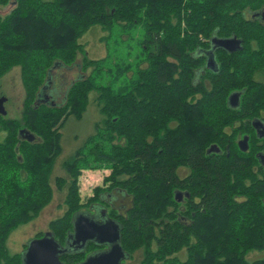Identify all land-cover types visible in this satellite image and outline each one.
I'll return each instance as SVG.
<instances>
[{
    "label": "trees",
    "instance_id": "16d2710c",
    "mask_svg": "<svg viewBox=\"0 0 264 264\" xmlns=\"http://www.w3.org/2000/svg\"><path fill=\"white\" fill-rule=\"evenodd\" d=\"M262 10L264 0H0V79L19 67L25 91L21 120L0 114V264H23L8 240L52 201L61 129L83 119L92 92L103 121L55 179L67 190L65 213L49 224L55 239L66 246L77 213L120 193L131 207L110 215L138 264H264V136L254 123L264 122ZM94 26H142L140 56L90 59L80 40ZM215 38L241 47L228 52ZM80 57L88 76L62 103L56 94L36 106L51 70ZM84 170L110 171L85 202ZM93 249L61 261L80 264Z\"/></svg>",
    "mask_w": 264,
    "mask_h": 264
},
{
    "label": "rangeland",
    "instance_id": "374dc122",
    "mask_svg": "<svg viewBox=\"0 0 264 264\" xmlns=\"http://www.w3.org/2000/svg\"><path fill=\"white\" fill-rule=\"evenodd\" d=\"M5 12V11H4ZM0 12V13H4ZM144 37V30L142 26L134 27L129 31H122L120 27H116L112 33L105 32L101 27L94 26L82 37L81 43L85 45L87 54H92L96 60H101L110 57L111 63H118L121 61L127 62L129 58L135 61L142 51L141 42ZM82 58L80 57L76 65L67 68L56 67L51 70L50 74L52 82L62 75L60 85L61 91L56 98V103H62L64 94L68 86L82 77L88 76L81 69ZM90 59H92L90 57ZM110 78L103 76L100 81L101 84H109ZM121 83L124 84V80ZM118 86H114L116 89ZM52 95L50 94V97ZM0 97L7 99L4 107L7 112L6 117L10 119L21 120L23 114V105L25 101V91L21 76V69L19 67L13 68L10 72L0 79ZM97 92H92L89 97L88 108L82 120H77L71 117L61 129L62 133V154L57 158L52 172V185L54 188L53 198L49 205L41 212V214L31 223L21 226L14 231L9 240L8 247L12 254H25V249L28 243L34 238H38L41 234L50 232L49 224L51 221L60 218L66 211V195L67 190L62 192L57 191L55 179L57 177H66L64 163L71 159L76 150L85 144L86 140L96 133L98 124L103 121V116L100 112V107L97 101ZM110 174L109 170H84L80 176V194L83 202L94 194V189L104 184V178ZM115 194L116 202L123 201V204L129 206L131 200ZM118 197V198H117ZM111 197L105 198L110 200ZM89 210V209H83ZM108 209L100 210L101 215L106 214ZM261 253H252L251 260L262 258ZM137 260L128 262V264H138L140 256Z\"/></svg>",
    "mask_w": 264,
    "mask_h": 264
},
{
    "label": "water",
    "instance_id": "95a60500",
    "mask_svg": "<svg viewBox=\"0 0 264 264\" xmlns=\"http://www.w3.org/2000/svg\"><path fill=\"white\" fill-rule=\"evenodd\" d=\"M261 15V13H258ZM213 44L216 47L223 48L228 52H235L241 47V41L237 38L231 39H213ZM212 63H214L212 61ZM211 63V64H212ZM52 79L50 75L47 78L46 84L38 94L36 106L40 103L54 102L51 100L49 93ZM7 99L0 97V114L6 116L5 103ZM230 104L232 107L239 105V95L231 96ZM29 140H33L34 136L28 133ZM243 141L242 144H244ZM96 242L100 245H109V250L100 254L90 256L80 264H122L128 258V255L122 247L121 228L114 220L107 222H97L92 219L88 212H79L74 217V231L69 236L66 246H62L55 239L52 233L45 234L42 238L31 240L25 254L23 255V264H66L61 261V256L73 252V246H85L89 242Z\"/></svg>",
    "mask_w": 264,
    "mask_h": 264
},
{
    "label": "flooded vegetation",
    "instance_id": "af4514ba",
    "mask_svg": "<svg viewBox=\"0 0 264 264\" xmlns=\"http://www.w3.org/2000/svg\"><path fill=\"white\" fill-rule=\"evenodd\" d=\"M261 20H263L264 21V10H262V13H261V15H260V17H259ZM51 77V76H50ZM52 79V78H51ZM62 80V75L61 76H59L55 81H51L52 83H51V85H50V88L48 89V93H49V95L51 94L52 96L50 97L51 99H54L53 98V96L54 95H56V94H58L60 91H61V93H62V87H61V85H60V81ZM59 95V94H58ZM255 123V126H256V128H257V132H261V134L264 136V122H262V121H258V122H254ZM243 143V138H241L240 140H239V145L241 144V145H245V144H242ZM115 194L116 193H114L113 195H109V196H106V197H104V201H103V203H101V204H98V205H94V206H91L90 208H89V210H82L81 212L82 213H84V212H88L89 213V215H90V217L92 218V219H94L95 221H97V222H100V223H103V222H107V221H109V220H114L116 223H118L119 225H120V223H119V221L118 220H116L115 218H113V217H111V215H110V208H116L119 212H125L126 210H128L130 207H131V203H130V205L129 206H126L125 204H123V201H120L119 203L118 202H116V197H115ZM119 195H121L122 197H124V198H126L125 196H124V194H119ZM108 197H111L112 199H110V200H105V198H108ZM118 198V197H117ZM106 203H108L109 205H106ZM102 208L103 209H108L107 210V213L106 214H103V215H101V213H100V210H102ZM120 228H121V225H120ZM121 231H122V228H121ZM43 237V236H42ZM42 237H38V238H42ZM35 239V238H34ZM62 245V244H61ZM62 246H64V245H62ZM91 246H93V250H90L89 251V256L88 257H90V256H93V255H95V254H100V253H102V252H106V251H108L109 250V245H100V244H98V243H96V242H89V243H87L84 247L82 246H79V245H75V246H73V252H75V253H85L87 250H88V248L89 247H91ZM65 247V246H64ZM26 249H27V246H26ZM25 249V250H26ZM125 251V250H124ZM126 252V251H125ZM126 254L128 255V253L126 252ZM139 254H137L136 256H135V261L137 260V256H138ZM63 256V255H62ZM134 260H131L130 259V256L128 255V258L126 259V260H124L123 262H122V264H128V262H131V261H134ZM86 261V260H85ZM84 262V261H83ZM83 262H81V263H83Z\"/></svg>",
    "mask_w": 264,
    "mask_h": 264
},
{
    "label": "crops",
    "instance_id": "0c3cea01",
    "mask_svg": "<svg viewBox=\"0 0 264 264\" xmlns=\"http://www.w3.org/2000/svg\"><path fill=\"white\" fill-rule=\"evenodd\" d=\"M93 55L92 54H90V57L92 58V59H94L93 57H92ZM96 60V59H95ZM63 68V67H62ZM51 76V75H50Z\"/></svg>",
    "mask_w": 264,
    "mask_h": 264
}]
</instances>
